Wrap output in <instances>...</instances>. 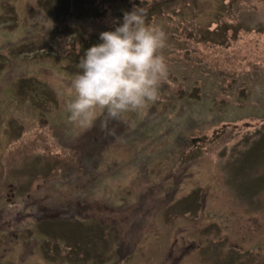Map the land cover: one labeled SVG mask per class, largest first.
I'll use <instances>...</instances> for the list:
<instances>
[{"label": "rangeland", "instance_id": "1", "mask_svg": "<svg viewBox=\"0 0 264 264\" xmlns=\"http://www.w3.org/2000/svg\"><path fill=\"white\" fill-rule=\"evenodd\" d=\"M134 7L167 35L168 78L84 129L78 62ZM9 218L0 264H264V0H0Z\"/></svg>", "mask_w": 264, "mask_h": 264}, {"label": "clouds", "instance_id": "2", "mask_svg": "<svg viewBox=\"0 0 264 264\" xmlns=\"http://www.w3.org/2000/svg\"><path fill=\"white\" fill-rule=\"evenodd\" d=\"M99 39L80 58L81 71L71 81L74 98L66 105L69 120L84 129L101 112L120 118L145 110L158 100L169 74L163 54L167 35L145 22L143 9L125 12L122 23L101 32Z\"/></svg>", "mask_w": 264, "mask_h": 264}, {"label": "flooded vegetation", "instance_id": "3", "mask_svg": "<svg viewBox=\"0 0 264 264\" xmlns=\"http://www.w3.org/2000/svg\"><path fill=\"white\" fill-rule=\"evenodd\" d=\"M41 211H42L41 212L42 213L41 217L43 219H46V218H50V219L51 218H59V216H60L59 213H57V212L56 213H53V212L52 213H47V211H43L42 209H41ZM15 218H16V220H15ZM24 218H25L24 215H20V214L18 215L17 214V217H14V220L19 222L20 219H24ZM38 219H40V218H38ZM12 220H13V218H11V219L9 218L8 220H6V222H2V223H4L3 227H7V229H8L10 227V224L12 223ZM2 223H0V224H2ZM0 229H1V227H0ZM5 230L6 229H1L0 230V235L7 236L9 234L11 236L9 238H7V239L14 240L16 235H17V233H15L14 231L10 232L9 230L8 231L7 230L5 231Z\"/></svg>", "mask_w": 264, "mask_h": 264}, {"label": "trees", "instance_id": "4", "mask_svg": "<svg viewBox=\"0 0 264 264\" xmlns=\"http://www.w3.org/2000/svg\"><path fill=\"white\" fill-rule=\"evenodd\" d=\"M161 87H162V86H161ZM161 87H160V88H161ZM56 166H57V165H56ZM57 168H58V166H57L56 168H54V170L50 173L52 176L55 175V174H54V171H55V169H57ZM0 227H1V224H0ZM2 227H3V226H2ZM5 229H7V227H5Z\"/></svg>", "mask_w": 264, "mask_h": 264}]
</instances>
